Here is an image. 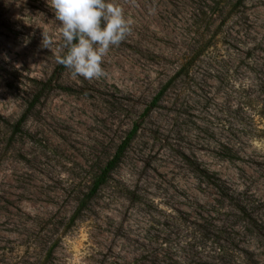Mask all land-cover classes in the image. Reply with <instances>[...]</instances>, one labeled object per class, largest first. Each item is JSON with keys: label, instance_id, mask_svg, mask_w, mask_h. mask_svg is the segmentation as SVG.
<instances>
[{"label": "rangeland", "instance_id": "obj_1", "mask_svg": "<svg viewBox=\"0 0 264 264\" xmlns=\"http://www.w3.org/2000/svg\"><path fill=\"white\" fill-rule=\"evenodd\" d=\"M114 2L87 80L50 0H0V264H264V0Z\"/></svg>", "mask_w": 264, "mask_h": 264}, {"label": "clouds", "instance_id": "obj_2", "mask_svg": "<svg viewBox=\"0 0 264 264\" xmlns=\"http://www.w3.org/2000/svg\"><path fill=\"white\" fill-rule=\"evenodd\" d=\"M55 18L61 24L66 54L57 62L73 75L87 80L103 77L104 57L131 34L132 21L114 0H50ZM53 40L43 35L42 46Z\"/></svg>", "mask_w": 264, "mask_h": 264}, {"label": "trees", "instance_id": "obj_3", "mask_svg": "<svg viewBox=\"0 0 264 264\" xmlns=\"http://www.w3.org/2000/svg\"><path fill=\"white\" fill-rule=\"evenodd\" d=\"M124 146H120V149L118 150V152L116 153L115 157L110 161V163L108 164L107 168L105 169V173L104 174V177L105 175H107V173H109V171H111L113 169V167H115V165L119 162V160L121 159V156L123 154V150H124ZM102 182H98V184L95 186L94 188V191L97 189V187H99V185L101 184ZM241 211L244 212V214H246V209L243 207V208H240ZM246 217L247 219H250V215L246 214ZM252 218V217H251Z\"/></svg>", "mask_w": 264, "mask_h": 264}]
</instances>
